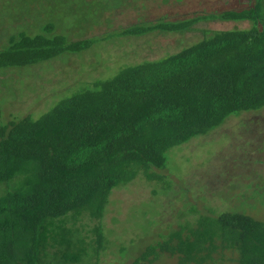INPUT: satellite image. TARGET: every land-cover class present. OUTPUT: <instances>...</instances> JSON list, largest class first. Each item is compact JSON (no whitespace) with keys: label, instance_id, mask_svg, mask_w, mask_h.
I'll return each mask as SVG.
<instances>
[{"label":"trees","instance_id":"trees-1","mask_svg":"<svg viewBox=\"0 0 264 264\" xmlns=\"http://www.w3.org/2000/svg\"><path fill=\"white\" fill-rule=\"evenodd\" d=\"M250 1L242 10L123 28L121 35L145 36L189 31L202 21L251 24L205 30L199 42L124 67L38 119L27 115L0 126V264H53L52 255L58 256L55 264H84L86 249L98 262L106 239L101 220L115 189L139 175L149 183L161 181L162 187L166 176L157 169L166 167L171 149L210 134L243 112L264 108V0ZM39 5L32 3L28 11L46 14ZM31 27H36L34 21ZM6 34L0 68L34 66L95 43L68 41L51 20L40 33L17 28ZM192 208L132 264H153L165 254L177 257V264H210L225 251L239 253L240 264H264V221L247 209L215 212L209 207L212 215H207ZM190 213L196 215L187 219ZM84 219L100 221L93 242L77 235Z\"/></svg>","mask_w":264,"mask_h":264},{"label":"rangeland","instance_id":"rangeland-1","mask_svg":"<svg viewBox=\"0 0 264 264\" xmlns=\"http://www.w3.org/2000/svg\"><path fill=\"white\" fill-rule=\"evenodd\" d=\"M32 3L45 7L46 14L41 15L37 9L28 11ZM251 5L250 0H26L21 5L0 0V50L8 46L6 33L17 28L40 33L47 20L70 42L95 39L82 52H65L34 66L0 68V126L27 115L38 119L60 101L99 80L114 77L124 67L199 42L205 30L246 29L251 24L202 21L189 31L151 32L145 36L121 35L123 28L151 24L161 18L180 21L205 13L242 10ZM18 21L19 25H12ZM33 21L36 27L30 28ZM252 112H243L246 114L238 118L231 116L210 134L171 149L166 167L157 169L159 175L166 176L162 187L169 190L162 189L161 181L149 183L142 175L127 187L115 189L101 220L106 239L103 250L97 252L101 253L100 259L92 260L93 255L86 249L83 263L132 264L148 244L160 241L161 234L176 227L178 217L193 206L207 215H212L209 207L215 212L247 209L255 219L264 221V108ZM193 215L196 213H190L187 219ZM80 222L85 226L77 235L93 242L94 227L100 221ZM225 253L214 257L210 264H240L239 253ZM224 256L233 260L223 262ZM48 257L57 263L58 256ZM177 262V257L165 254L153 264Z\"/></svg>","mask_w":264,"mask_h":264}]
</instances>
